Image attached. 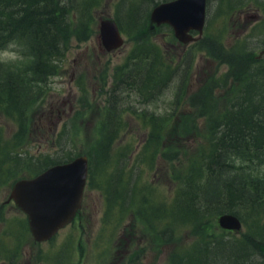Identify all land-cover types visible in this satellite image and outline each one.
I'll return each mask as SVG.
<instances>
[{"label": "rangeland", "instance_id": "rangeland-1", "mask_svg": "<svg viewBox=\"0 0 264 264\" xmlns=\"http://www.w3.org/2000/svg\"><path fill=\"white\" fill-rule=\"evenodd\" d=\"M168 1L104 0L92 16L88 39L73 37L58 75L35 86L26 133L20 135L19 128L27 125L28 114L20 121L0 113V136L7 143L0 149V264H170L171 255L193 240L182 179L208 141L200 103L191 98L210 81L214 97L224 94L219 86H226L230 60L264 51V0H208L204 35L194 44L180 43L170 26H162L151 36L160 52L153 56L171 67V79L149 102L129 89L111 96L117 68L138 48L139 27L132 20L141 18L149 28L153 9ZM103 18L120 27L125 43L117 51L99 43ZM22 51L9 46L0 52V65L33 61ZM152 117L159 121L156 127ZM113 122L120 132L110 144L117 133L102 135ZM79 156L89 160L80 214L53 240L37 244L25 215L2 206L17 181ZM241 214L242 234L257 221L264 224L261 215ZM169 230L176 238L168 242Z\"/></svg>", "mask_w": 264, "mask_h": 264}, {"label": "trees", "instance_id": "trees-1", "mask_svg": "<svg viewBox=\"0 0 264 264\" xmlns=\"http://www.w3.org/2000/svg\"><path fill=\"white\" fill-rule=\"evenodd\" d=\"M103 3L104 0H0V52L16 45L23 49L21 56L33 60L22 67L0 65V113L20 121L25 114L29 116L26 126L19 122L20 135L29 129L35 86L58 75L73 37L81 42L88 39L92 16ZM130 11L132 14V7ZM140 21L141 18L138 23L132 20L139 27L138 48L117 68L110 95L115 97L129 89V93H138L142 101L149 102L173 72L161 56H153L160 52L151 44V36L162 26L151 30L150 25L148 28ZM211 84L208 82L200 94L191 98L193 103H200L198 113L206 119L208 141L200 151L201 159L182 179L181 192L191 211L185 220L193 221V240L183 251L171 255L170 264H264V224L257 221L249 231L242 234L243 229L236 232L242 234L240 237H234L217 221L229 213L238 215L244 224L241 212L261 215L264 221V175L256 173L257 169L264 173V58L249 54L231 59L226 86H219L226 92L217 98L211 94ZM151 123L156 127L159 121L152 117ZM110 126L102 136L116 132L110 137L111 144L120 132V124L113 122ZM6 146L0 136V149ZM205 201L208 205H204ZM167 235L168 242L176 238L171 230Z\"/></svg>", "mask_w": 264, "mask_h": 264}, {"label": "water", "instance_id": "water-1", "mask_svg": "<svg viewBox=\"0 0 264 264\" xmlns=\"http://www.w3.org/2000/svg\"><path fill=\"white\" fill-rule=\"evenodd\" d=\"M208 0H172L157 5L150 15V29L170 26L175 38L189 45L204 34ZM99 43L108 52L124 46L125 39L115 19L99 22ZM193 33H198L195 37ZM89 175L87 156L56 164L32 179H21L12 187L10 201L28 220L29 231L37 244L49 242L73 223L83 207V198ZM223 230L242 232L243 223L235 214L218 218Z\"/></svg>", "mask_w": 264, "mask_h": 264}, {"label": "flooded vegetation", "instance_id": "flooded-vegetation-1", "mask_svg": "<svg viewBox=\"0 0 264 264\" xmlns=\"http://www.w3.org/2000/svg\"><path fill=\"white\" fill-rule=\"evenodd\" d=\"M203 38V37H202ZM201 38V39H202ZM200 41V40H199ZM199 41H197V42H199ZM197 42H194V43H197ZM193 43V44H194ZM249 56V55H248ZM257 57V59H263V57H264V51H262L261 53H260V55L259 56H256ZM7 203V204H6ZM7 207V206H13V208L14 209H16V210H18V211H20L17 207H16V204H15V202L13 201V200H11L10 201V196H9V198H8V200L5 202V204H3V206H2V208H4V207ZM21 212V211H20ZM80 214V212L78 213V215ZM77 215V216H78ZM11 264V263H10Z\"/></svg>", "mask_w": 264, "mask_h": 264}, {"label": "bare ground", "instance_id": "bare-ground-1", "mask_svg": "<svg viewBox=\"0 0 264 264\" xmlns=\"http://www.w3.org/2000/svg\"><path fill=\"white\" fill-rule=\"evenodd\" d=\"M243 223V222H242Z\"/></svg>", "mask_w": 264, "mask_h": 264}]
</instances>
